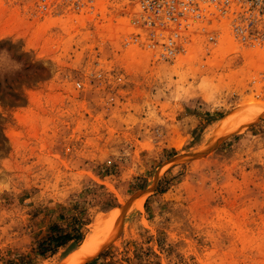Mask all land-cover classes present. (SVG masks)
<instances>
[{"label": "rangeland", "instance_id": "obj_1", "mask_svg": "<svg viewBox=\"0 0 264 264\" xmlns=\"http://www.w3.org/2000/svg\"><path fill=\"white\" fill-rule=\"evenodd\" d=\"M38 4L0 0V264H63L94 224L81 264H264V50L225 23L160 61L121 2ZM53 227L81 239L42 256Z\"/></svg>", "mask_w": 264, "mask_h": 264}, {"label": "built area", "instance_id": "obj_2", "mask_svg": "<svg viewBox=\"0 0 264 264\" xmlns=\"http://www.w3.org/2000/svg\"><path fill=\"white\" fill-rule=\"evenodd\" d=\"M53 0H39L47 11ZM100 17L96 5L102 0H63ZM123 4V15L132 33L127 45L144 48L153 58L171 60L185 52L189 37L206 35L215 40L219 26L228 23L232 39L245 47L264 50V31L257 26L264 18V0H106ZM212 29V30H210ZM98 78L100 75L97 76ZM76 88L81 89L80 82Z\"/></svg>", "mask_w": 264, "mask_h": 264}, {"label": "bare ground", "instance_id": "obj_3", "mask_svg": "<svg viewBox=\"0 0 264 264\" xmlns=\"http://www.w3.org/2000/svg\"><path fill=\"white\" fill-rule=\"evenodd\" d=\"M91 227V232L86 236L80 247L63 264H81L97 253L104 242V238H100V225L94 224Z\"/></svg>", "mask_w": 264, "mask_h": 264}, {"label": "trees", "instance_id": "obj_4", "mask_svg": "<svg viewBox=\"0 0 264 264\" xmlns=\"http://www.w3.org/2000/svg\"><path fill=\"white\" fill-rule=\"evenodd\" d=\"M53 228L51 229V233L48 235L46 242L39 246L42 256L47 252H50V255H54L61 247L68 245L75 239H81L79 235L76 236L72 233H59L58 228Z\"/></svg>", "mask_w": 264, "mask_h": 264}, {"label": "clouds", "instance_id": "obj_5", "mask_svg": "<svg viewBox=\"0 0 264 264\" xmlns=\"http://www.w3.org/2000/svg\"><path fill=\"white\" fill-rule=\"evenodd\" d=\"M22 69V64L12 60L7 50L0 52V74L13 73Z\"/></svg>", "mask_w": 264, "mask_h": 264}, {"label": "crops", "instance_id": "obj_6", "mask_svg": "<svg viewBox=\"0 0 264 264\" xmlns=\"http://www.w3.org/2000/svg\"><path fill=\"white\" fill-rule=\"evenodd\" d=\"M71 254H72V253H71ZM71 254H70V255H71Z\"/></svg>", "mask_w": 264, "mask_h": 264}]
</instances>
